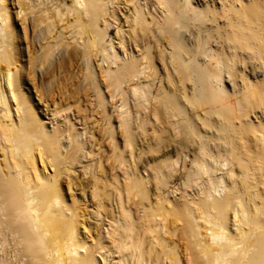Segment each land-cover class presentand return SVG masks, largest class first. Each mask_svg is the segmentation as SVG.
Instances as JSON below:
<instances>
[{"label": "bare ground", "instance_id": "6f19581e", "mask_svg": "<svg viewBox=\"0 0 264 264\" xmlns=\"http://www.w3.org/2000/svg\"><path fill=\"white\" fill-rule=\"evenodd\" d=\"M111 252L264 264V0H0V264Z\"/></svg>", "mask_w": 264, "mask_h": 264}, {"label": "rangeland", "instance_id": "374dc122", "mask_svg": "<svg viewBox=\"0 0 264 264\" xmlns=\"http://www.w3.org/2000/svg\"><path fill=\"white\" fill-rule=\"evenodd\" d=\"M77 177V176H76ZM82 178V177H81ZM194 190H195V188H194ZM178 194V193H177ZM177 194H174L173 196H175V198L177 199L178 198V195ZM89 203H90V205H91V207L90 208H92V204H93V201L89 198ZM95 212V210L93 209L92 210V212L90 213V215H91V217L92 218H97V215H96V213H94ZM96 216V217H95ZM111 251H113V250H111ZM109 256H110V264H118L117 263V260H118V255H116V254H114V252L112 253H109ZM112 257V258H111Z\"/></svg>", "mask_w": 264, "mask_h": 264}]
</instances>
